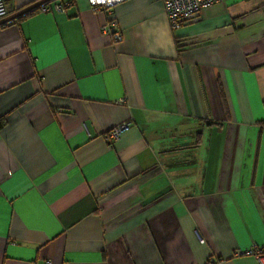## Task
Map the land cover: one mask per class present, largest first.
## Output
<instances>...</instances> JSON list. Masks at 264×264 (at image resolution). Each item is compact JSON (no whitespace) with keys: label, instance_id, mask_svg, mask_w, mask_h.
I'll return each mask as SVG.
<instances>
[{"label":"crops","instance_id":"obj_1","mask_svg":"<svg viewBox=\"0 0 264 264\" xmlns=\"http://www.w3.org/2000/svg\"><path fill=\"white\" fill-rule=\"evenodd\" d=\"M112 10L121 41L87 0L0 23V264H257L264 0Z\"/></svg>","mask_w":264,"mask_h":264},{"label":"built area","instance_id":"obj_2","mask_svg":"<svg viewBox=\"0 0 264 264\" xmlns=\"http://www.w3.org/2000/svg\"><path fill=\"white\" fill-rule=\"evenodd\" d=\"M75 0H57L50 4L41 6V13H49L52 11L63 12L69 8ZM125 0H87L92 11L103 13L105 16L104 22L101 24L103 34L110 36L113 41H121L123 39L117 19L113 15V7L116 4ZM220 0H162L164 12L169 21L170 27L177 30L181 25L198 13L203 8H206ZM8 11L3 0H0V18L5 17ZM126 127V124H121L110 129L105 133L107 141H114L118 138L120 132ZM203 242V239H200ZM239 255H247L255 258L257 264H264V248L257 245H252L244 251L238 252ZM210 261V260H209Z\"/></svg>","mask_w":264,"mask_h":264},{"label":"water","instance_id":"obj_3","mask_svg":"<svg viewBox=\"0 0 264 264\" xmlns=\"http://www.w3.org/2000/svg\"><path fill=\"white\" fill-rule=\"evenodd\" d=\"M49 1H51V0H36V1L26 5L24 7H22L18 11L14 12V13L8 15V16H5L3 18H0V23H4V22H7L9 20H13V19L23 15L24 13H26V12H28V11H30V10H32V9L42 5V4H44V3H47Z\"/></svg>","mask_w":264,"mask_h":264},{"label":"trees","instance_id":"obj_4","mask_svg":"<svg viewBox=\"0 0 264 264\" xmlns=\"http://www.w3.org/2000/svg\"><path fill=\"white\" fill-rule=\"evenodd\" d=\"M47 3H48V2H47ZM45 4H46V3H45ZM40 6H41V5H40ZM40 6H38V7L34 8V9H32V10H30V11L24 13V14L21 15V16H24V15H27L28 13H30V12H34V11L39 10ZM1 125H2V120H0V126H1Z\"/></svg>","mask_w":264,"mask_h":264},{"label":"rangeland","instance_id":"obj_5","mask_svg":"<svg viewBox=\"0 0 264 264\" xmlns=\"http://www.w3.org/2000/svg\"><path fill=\"white\" fill-rule=\"evenodd\" d=\"M53 1H57V0H51V1H49L47 4H50L51 2H53ZM61 1H63V0H61ZM43 5H45V3L44 4H42L41 6H43ZM73 5V4H72ZM71 5V6H72ZM41 6H40V8H41ZM40 8H39V10H40ZM7 16V15H6Z\"/></svg>","mask_w":264,"mask_h":264}]
</instances>
